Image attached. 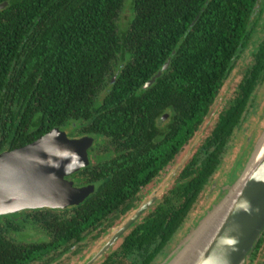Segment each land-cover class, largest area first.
<instances>
[{
    "label": "trees",
    "instance_id": "trees-1",
    "mask_svg": "<svg viewBox=\"0 0 264 264\" xmlns=\"http://www.w3.org/2000/svg\"><path fill=\"white\" fill-rule=\"evenodd\" d=\"M3 3L0 154L56 127L95 139L89 166L69 177L79 187L95 185L83 203L0 216V264H56L85 251L91 235L105 238L140 206L145 189L189 152L264 19V0ZM126 7L134 19L123 28ZM169 59V68L145 88ZM262 83L264 40L236 96L172 187L99 264H159L170 256ZM29 233L42 237L22 238ZM263 250L264 233L246 264H257Z\"/></svg>",
    "mask_w": 264,
    "mask_h": 264
},
{
    "label": "water",
    "instance_id": "water-1",
    "mask_svg": "<svg viewBox=\"0 0 264 264\" xmlns=\"http://www.w3.org/2000/svg\"><path fill=\"white\" fill-rule=\"evenodd\" d=\"M7 5L0 4V10ZM170 62L144 87L152 86ZM94 142L91 136L73 138L56 127L32 143L1 153L0 216L29 209H66L83 203L95 191V185L79 187L69 177L89 166V149ZM246 164L222 202L164 264L247 263L264 233V138ZM181 166L182 162L171 172L170 180ZM162 192L159 189L145 198L79 264L97 263L157 203Z\"/></svg>",
    "mask_w": 264,
    "mask_h": 264
},
{
    "label": "rangeland",
    "instance_id": "rangeland-1",
    "mask_svg": "<svg viewBox=\"0 0 264 264\" xmlns=\"http://www.w3.org/2000/svg\"><path fill=\"white\" fill-rule=\"evenodd\" d=\"M131 1V0H130ZM129 7L122 12L121 24L123 28L126 27L130 19H134V14L131 12ZM264 19H262L260 25L256 28L254 33L253 41L250 43L249 47L243 52L238 60L237 67L231 75L230 79L227 81L225 87L222 90L220 98L217 104L214 106L211 116L203 126L202 131L199 132L197 138L188 147L187 154L184 152L179 156L178 161L168 168L163 174L155 181L153 185L145 189L143 193V200L150 197L159 189H162L161 195L157 199V203L161 201L162 195L167 192L169 188L172 187L174 181L179 175L182 167L189 160L191 155L195 153L197 147L203 138L208 135V131L211 125L214 124L225 105L229 104L230 101L236 96V92L239 89V85L242 82L244 75L250 66L254 62V52L257 45L264 40ZM264 138V83L260 84L256 91L255 98L251 102L250 106L246 111V119L243 123L242 128L235 132L233 139L229 144L228 152L224 158L223 164L215 176L212 178L210 184L206 187L197 203L194 205L192 211L190 212L184 227L176 235L175 240L171 245L170 255L179 248V246L188 239L189 235L197 228L202 222H204L213 212L214 208L219 205L224 197L228 194L229 188L232 187L236 181L240 178L242 171L246 168V163L251 159L254 150L258 147L260 141ZM190 156H189V155ZM186 155L188 157L186 158ZM182 162V166L177 171L176 175L170 180L171 172L176 168L178 164ZM156 203V204H157ZM155 204V205H156ZM38 239L42 235H36L34 233H29L24 236L26 239ZM103 239V238H102ZM100 239V240H102ZM100 240L94 239L91 235L84 244H87L84 252L87 255L95 248V246L100 242ZM263 256L258 257L257 264H264V250L261 251ZM87 256L79 261V256L68 255L65 256L60 262L56 264H79ZM167 259H162L159 264H164ZM97 262L96 264H99Z\"/></svg>",
    "mask_w": 264,
    "mask_h": 264
},
{
    "label": "flooded vegetation",
    "instance_id": "flooded-vegetation-1",
    "mask_svg": "<svg viewBox=\"0 0 264 264\" xmlns=\"http://www.w3.org/2000/svg\"><path fill=\"white\" fill-rule=\"evenodd\" d=\"M140 204H141V203H140ZM140 204H139V205H140ZM154 206H155V205H154ZM151 208H152V207H151ZM151 208H150V209H151ZM42 209H43V208H42ZM51 209H52V208H51ZM150 209L144 212V214L142 215V217H141V218H140L135 224H133V226L130 228V230H131V229L134 227V225H136V224H137L142 218H144V217L146 216V214H148V212L150 211ZM29 210H33V209H29ZM34 210H35V209H34ZM130 230H129V231H130ZM129 231H128V232H129ZM128 232H127V233H128ZM127 233H126V234H127ZM102 238H103V237H100L98 240H100V239H102ZM121 239H122V238H121ZM109 251H110V250H109ZM86 255H87V253L84 252V251H83L82 253L78 254V256H79V261H80L81 259H83ZM104 256H105V255H104ZM262 256H263V255H262ZM80 258H81V259H80ZM101 260H102V258H101L98 262H100ZM95 264H96V263H95Z\"/></svg>",
    "mask_w": 264,
    "mask_h": 264
}]
</instances>
